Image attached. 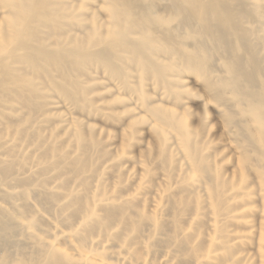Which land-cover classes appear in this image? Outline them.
Masks as SVG:
<instances>
[{"label":"bare ground","instance_id":"1","mask_svg":"<svg viewBox=\"0 0 264 264\" xmlns=\"http://www.w3.org/2000/svg\"><path fill=\"white\" fill-rule=\"evenodd\" d=\"M83 1L0 0V264H264V0Z\"/></svg>","mask_w":264,"mask_h":264},{"label":"rangeland","instance_id":"2","mask_svg":"<svg viewBox=\"0 0 264 264\" xmlns=\"http://www.w3.org/2000/svg\"><path fill=\"white\" fill-rule=\"evenodd\" d=\"M97 0H84V4H86L87 6L89 7H93V5H95ZM187 42V41H186ZM188 49V48H187ZM211 53L212 55H214V47L211 48ZM174 60L176 59V62L178 64H180V55L176 54L173 56ZM211 59V58H210ZM211 61V60H210ZM184 75V79L187 80V87L189 88V90L191 92H193L194 94L197 95L196 98H198L197 100L193 101V102H190L191 104V110L193 112H196L197 114V119H201L203 118L204 116V113L205 111L208 112L207 116H208V121L211 122V124H213V130H214V133H213V136H214V140L215 141H220L221 137H220V134H219V131H216V128H217V125L220 124V121L216 115V112H215V109H216V105L214 103H212L211 105H209L206 109L203 107V104H202V101L205 100L206 98V94L204 93V89H203V84H202V79L200 78V76L194 74V73H191V72H188V73H185L183 74ZM197 79H199L197 82ZM198 96H201L198 97ZM106 142L108 144H112L116 147H120L121 146V140L119 139V136L118 134L116 133V131L113 129V128H110V132L109 134H107L106 136ZM146 141L147 142H151L152 141V138L151 137H147L146 138ZM138 150H136L137 152Z\"/></svg>","mask_w":264,"mask_h":264}]
</instances>
